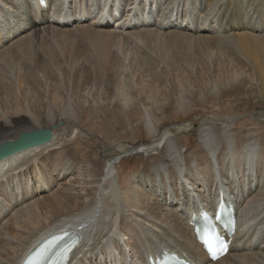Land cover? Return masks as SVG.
Segmentation results:
<instances>
[{
	"label": "bare ground",
	"instance_id": "obj_1",
	"mask_svg": "<svg viewBox=\"0 0 264 264\" xmlns=\"http://www.w3.org/2000/svg\"><path fill=\"white\" fill-rule=\"evenodd\" d=\"M43 1L45 6L41 5L40 0H0V143L16 139L23 131L54 126L53 136L49 143L25 149L0 160V211L9 212L11 201L16 198H20L19 206H22L25 200L23 190L28 186L23 184L20 178L21 175L28 174V172L23 173L20 169L29 161L34 179L39 184L38 187H41L46 180L49 182L50 179L51 183L58 184L59 181L57 182L51 176V172H59L57 178L61 176L60 172L62 171L66 178L70 176L64 181L67 187L65 189L69 194L61 202L62 208L56 212H50L49 222L46 224L43 223L41 215L34 209H30L28 205L14 211L15 218L19 217L22 220L20 222L23 223L24 228L23 226L22 228L25 230L24 238L20 243L23 254L19 253L18 255L17 250L9 247V250L12 249L15 254L10 260L11 264H20L26 254L43 238L64 229L70 234L79 233L81 235V242L76 244L71 251L68 264H148L149 256L153 259L155 256L161 257L163 250L176 253L195 264H264V126L249 129L243 135L234 128L237 125L235 122L220 120L219 125L202 124L199 132L202 146L199 145L194 151L180 153L181 164L188 170L189 176H184V180L181 181L182 188L179 198H176L174 191H167L171 194L168 203L155 194L159 188V191L163 193V198L167 193L166 182L162 177L160 181H157L155 174L161 176V172H164L162 168L166 167L165 174L168 175L170 184L183 179L181 172H176L173 169L171 158H176L179 149L186 146L180 139L167 137L166 131H163V127H158L157 121L149 111L148 113L144 111L146 113L145 121L153 141L160 146L158 148L159 155L149 156L147 162L140 167L139 173L128 182L127 193L121 192L120 186H116V183L120 185L119 175L113 177L112 169L114 164L126 154L140 150V146L105 147L104 154L107 157L104 159H108L106 164L100 162L102 159L100 161L88 159L87 153L82 149L78 150L81 154L77 153L73 147L70 148L74 143L72 141L63 142V145L60 144L61 146L56 150H48L49 147H52L51 145L56 144V134L62 129V126L61 129L60 125L57 126L60 120L55 111L59 110L60 114L68 118L72 126H75L77 108L86 98L81 94L83 87L79 88L80 82L76 81V84L79 85L74 88L68 82L62 84V81L60 85H65V88H62V91H65L63 94L59 89V82L56 84L55 79L52 80L48 76L51 69L56 66L57 62L55 61L58 56L64 53L62 43L70 36V29L65 26L74 25V29L83 36L84 41H90L89 44L97 42L96 45H101L104 42H109V44L111 42L113 45L112 41L118 44L119 32L131 35L136 41L146 44V46V38H150L153 46H147V48L151 51L154 49L158 53V57L164 59L162 61L167 65L172 64L173 61L160 48V44L164 42L158 38L163 34L162 30L174 29L176 36L181 39V37H192V34L183 33V31L202 36V33L205 32L204 26H210L214 28L212 36L217 38L216 44L223 42L231 44L232 47H235L239 58V60H233L229 55H224L225 61L235 63L234 71L229 74L228 82L241 81L246 76L247 67V75L251 80L256 81V89L260 91L261 96H264V0H149L150 8L147 11L140 7L141 0ZM151 2L154 7L159 4L164 6L165 13H157L156 17L165 15L168 19L165 18L166 22L162 20L160 24H155L158 31L155 30L154 35L149 37L148 32L147 36L145 33V35L140 33L147 31L146 29L150 26L148 20L155 17L156 10L160 9L158 7L152 10ZM108 3L116 5L117 9L121 10V14L118 19L111 16V19L116 20V25L106 28L101 19L104 7ZM142 3L144 4V2ZM190 4L199 8V18L202 19L201 24L193 30L189 26L191 22L188 20H193L196 15L191 11L187 12ZM169 8L170 13L167 16L166 10ZM173 8L184 10L183 19L174 20L177 19L179 13L175 12L177 15H173ZM131 10L134 12L133 15ZM82 18H84L83 21ZM42 26H45L43 27L44 31L48 30L47 33L54 38L56 43L54 47L58 49L56 52L51 50L50 53H47L46 60L40 57L41 55L36 50L37 47L34 49L36 40H42L38 35V28ZM19 32H26L28 35L22 36L23 38L19 40L17 38V43L13 47L7 45L6 47L5 41H8L10 37L13 38ZM153 37L155 39H152ZM134 38H132L133 41ZM172 38L176 39L177 37L173 36ZM48 41L50 40L46 42ZM136 45L138 44L136 43ZM107 47L104 51L108 49ZM103 48L105 47L101 48V52ZM119 49L123 59H127L126 50L129 49L124 50L120 47ZM135 53L131 52L129 56L131 66L144 70L146 74L154 66V60L147 54L137 55V51ZM92 54L90 52L89 55L94 58L95 53ZM99 54L100 63L101 58L103 63L112 55L108 50L105 54ZM95 58H97L96 55ZM95 58L94 60H96ZM21 59L27 61V65H22ZM241 61L244 66L236 64ZM87 63L86 65H88ZM117 64H115L116 67ZM193 64V60H188V65L193 66ZM86 65L82 64L78 68L80 70L87 69L89 65ZM149 73L147 72V74ZM18 76L20 80L16 82ZM68 78L71 80L70 77ZM94 78L91 79V82L94 80L95 83ZM67 79L65 78L64 81ZM82 80L84 81L85 78ZM82 80L80 79V81ZM84 84L81 83L80 86H84ZM178 85L180 88L184 87L182 80H178ZM101 87L103 89L100 92L96 91V96L87 88L86 93L87 96L89 95L88 99L92 100L91 102L110 103L111 99L115 98L120 105L129 108L138 102H136L137 97L133 95L131 88L126 84L118 82L114 87L111 86L112 88L108 86L104 89L102 85ZM84 89L86 88L84 87ZM234 91L237 93L236 90ZM180 95L182 96L181 107L186 112L189 106L188 98L184 92H181ZM234 96L237 97V94ZM139 100L138 103L144 105L146 99L140 97ZM123 111L131 126L132 117L127 116V110ZM233 111L234 109L231 108L230 112L233 113ZM65 128L62 130L63 132L67 131ZM212 141H214L217 152L210 151L208 153L206 147L210 146ZM137 144L144 146L142 148L147 154L148 151L153 150L149 147L150 142L143 144L139 141ZM192 167L198 170L193 172ZM177 174L179 175L177 176ZM62 180L64 178L60 183ZM104 182L109 183V186L106 187ZM186 187L190 188V191L185 189ZM147 188H152L153 192L146 193ZM170 188L173 189L172 186ZM15 192L17 193L15 194ZM205 192L207 195L204 194ZM220 192H223L226 199L235 205L237 231L227 253L212 262L206 257L201 245L196 242L189 223L193 216L199 217V204L211 209ZM173 200H176V205L180 206V210L170 204ZM4 203L5 205L9 204L5 206ZM26 240L28 241L26 242Z\"/></svg>",
	"mask_w": 264,
	"mask_h": 264
},
{
	"label": "rangeland",
	"instance_id": "obj_2",
	"mask_svg": "<svg viewBox=\"0 0 264 264\" xmlns=\"http://www.w3.org/2000/svg\"><path fill=\"white\" fill-rule=\"evenodd\" d=\"M162 6L163 5L159 4V6L154 7V4L153 3L151 4L152 10L158 7H160V9L156 10L155 17H152L150 18V20H148V24H150V26L148 27L149 29L147 28L146 29L147 31H142L140 33L141 35L145 33L146 35L145 34L144 35L147 36V32H148L149 37H152V35H154L155 33V30H157L155 24H160L162 20L166 22L165 18L168 19V17H166L165 15L163 17L162 16L156 17L157 13L159 14L165 13L164 6L163 7ZM140 7H142L143 9L145 8V10L147 11L150 8V4L145 2L143 4L142 2H140ZM170 8L166 10L167 16L170 13ZM177 10L176 8H173V13H174L173 15H175V12H178L179 14L182 13V16L179 15L178 17H176L177 19L174 20L183 19L184 10L180 8H177ZM190 11L194 15H196V18H194L193 20L192 19L188 20L191 22L189 26L193 30L197 28L199 24H201L202 19L199 18L200 17L199 8L190 4L187 8V12ZM118 18L119 16H115V19ZM171 18H175V17H171ZM115 21L116 20L111 19L110 22H104L103 26H106V28L114 26L116 25ZM45 26L38 28L39 29L38 35H40V37L42 38V40H40L41 42L38 41L37 39L36 42L34 43L35 45L34 49H36L37 47L36 50H38L37 51L38 54L41 55L40 57H42L44 60H46L48 55L47 53H50L51 50L53 52H56L58 50L57 47H54L56 46L55 40H53L54 38L51 37L49 33H47L48 30L44 31L43 27ZM65 27L70 29L69 31L70 36L68 35L69 36L68 39L72 42H70L67 39L64 43H62V45H64L63 47L64 53L59 55L60 58L58 56L57 61H55L57 62L56 66L53 65L54 67L51 69L52 71L49 72L48 76H50V79L52 78V80L55 79L54 81L56 82V84L59 82L58 86L61 91L62 88H65L64 87L65 85L63 86L62 84H66V82H68L69 85H73L74 88L78 87L79 84L81 85V83L82 84L85 83L84 86L79 85V88L83 87V93L81 92V94H83L84 97L86 98L81 104H79V107L77 108V119L75 126H72V124L70 123L71 121L68 120V118L63 117L60 114L61 112H59V110L55 111L58 119L60 120V123H58L57 126L60 125L59 128L62 126L61 127L62 129L60 128L61 130L56 134V141H55L56 144L51 145L53 148L49 147L48 150L51 149L56 150L58 147L63 145V142L66 141V143H69L72 141V143L73 142L74 143L73 145L70 146V148L73 147L75 151L77 150L76 151L77 153L79 152V154H81V152L78 150L82 149L87 153L88 159L90 158L93 159L94 161L95 160L100 161L102 159L100 162H104L106 164L108 159H104L107 157L106 154H104V152L106 151L105 147H113L115 145H122L127 148L135 145L140 146L141 147L140 150H136L137 152H133L132 154H126L124 157H122V159L119 162L114 164V167L112 169V175L113 177H117V174L119 175L120 185H117L116 183V186H120L121 192H126V193L128 192L129 190V186H127L128 182L131 181L133 176L139 173L140 167L147 162L149 156L159 155L158 148L160 146H158V144L153 141L152 134L151 132H149L147 123L145 121L146 113H148V111L152 113V115L154 116L155 121H157L158 127L161 126L164 129L163 131H166L167 137L177 138L183 141L186 147L182 146V148L179 149V154L180 153L182 154L184 152L194 151L195 148H197L199 145L202 146L201 143L202 140L199 136V132L202 124L204 123L219 125V123H221L220 120L235 122L237 123V125L234 128H236L238 132L242 133L243 135H245L246 131H248L249 129L252 128L255 129L258 126H264V96H261L262 94L260 93V91L256 89L257 88L256 81L251 80L249 78V76L247 75L248 70L246 67V71H245L246 76H244L241 81L237 82L236 80H233L231 82H228L229 74H231L234 71L233 65H235V63H233V61L230 62L225 61L224 55H229L230 57L233 58V60H239V58L235 52L236 50L235 47L234 46L232 47L231 44H226L225 42L221 44H216L217 38L212 36V34L214 33V28L210 26H204L205 32L202 33L203 34L202 36L196 35V33H191L189 31H183V33L192 34V37L189 38L181 37V39L179 38V36H176L177 34L174 33L176 32L174 31V29H166L165 31L162 30L163 34L160 31L162 35L159 36L158 38L164 40V42L160 44V48L163 52H165L168 55V57H171L170 59H172L173 62L170 65H167L166 63L164 64V62L162 61L164 59L158 57V53L155 52L154 49L153 51L155 53L151 51V49L147 48V46H153L150 38H146L147 39V46H146V44L136 41V39L131 35H126L124 34V32L120 34V32L118 31L120 38L118 40L119 46L118 44H116V42L113 41H112L113 45H111V42L110 44L109 42L107 43L104 42L101 45L100 44L96 45L97 42H95L96 44L93 42H91L92 44L91 43L89 44L90 41H84L83 36L79 35L80 33L74 29L75 28L74 25H69ZM151 31L152 33L149 34V32ZM25 35L28 34L26 32L17 33L13 38L10 37L8 41H5V46L7 45L13 47L17 43L16 39L18 38L19 40L20 38H23L22 36ZM77 35H79L78 38ZM173 36L177 38L176 39L172 38ZM32 37L34 39V36ZM76 38L77 40H74ZM132 38H134V41L132 40ZM45 39L50 41L46 42L47 40L45 41ZM152 39L155 38L153 37ZM136 43L138 44L136 45L138 48L135 46ZM42 45H45L46 47H43ZM86 45L87 47L89 45L91 47L89 46L87 48ZM94 45L97 46V49H95L96 46ZM102 47L105 48H103L102 49L103 51L101 52L100 50ZM106 47L108 48L107 49L108 52L112 54L110 57L113 59L109 58L107 60H104L105 62L104 64V62L102 63L103 61L102 58L100 59L101 63L98 59L100 58L99 53L105 54V52L107 51V50L104 51ZM119 47L124 50L126 48L129 49L126 50L127 59H123L122 57L123 55L121 54V50L119 49ZM89 48L91 49L94 48L92 50L95 51L92 52L91 49L88 50ZM41 50L42 52L44 51L45 54L44 52L42 53ZM89 51L91 52V54L93 53L92 55H94L95 53L97 58H95V55L94 58L99 63H96L97 61L94 60L93 56L89 55L90 54ZM136 51L138 52L137 55H141V54L143 55L144 53V55L147 54L151 59L154 60V66H152V69L147 71L148 73L151 71L150 72L151 75L150 73L147 74V72L145 74L144 70L142 71L140 69L141 70L140 71L138 67H135L136 68L135 69L133 65L131 66L129 61V56L131 55V52L135 53ZM87 56L88 57L90 56L91 58H88ZM190 59L194 61L193 66L188 65V60ZM113 61L115 64L118 63L117 67L113 63ZM84 62L86 63L88 62L87 63L88 65L91 62L92 63L91 65H89L90 68L88 67L87 69L80 70L78 66L82 64L86 65V63ZM20 63L22 65H27L28 62L25 61L24 59H21ZM102 64L104 65L102 66ZM236 64L239 66H244V63L242 61ZM61 65L63 68L61 67ZM96 66H98L97 69ZM60 75L62 77V80ZM63 75H65L66 77ZM68 77H70L71 80H69ZM104 77L106 78V80ZM65 78L66 79L68 78L67 79L68 81L67 80L64 81ZM76 78L77 80H75ZM82 78L83 79L85 78V80L83 81ZM93 78L96 80L95 81L96 84L93 82L94 80H92L91 82V79ZM80 79L82 81H80ZM179 79L182 80L184 84L183 88H180L178 85ZM19 80L20 79L18 76L16 82H18ZM76 81L80 83L76 84L77 83ZM118 82L122 84H126L128 87L131 88V92L135 97H137L136 102L137 101L140 102L139 100L140 97H144V100L146 99L145 101L143 100L144 105L137 102L135 106H131V108H129L128 106L125 107L122 106V104L120 105L118 100L112 97L111 100L113 102L112 101H110V103L99 102V104L95 102L93 103L91 102L92 101L91 99L90 100L88 99L89 95L87 96L86 93L87 88L90 89L92 91V94L96 96L97 92H100V90L103 89L101 85L104 86V89L108 88V86L112 88L114 87L115 83ZM60 83L62 84L60 85ZM214 83H216L217 85H215ZM85 85L88 86L86 87ZM84 87L86 89H84ZM141 90L144 91L142 92ZM234 90H236L237 93H235ZM63 92L65 93V91H62V93ZM181 92H184L185 96H187L188 98L187 104H189V106L187 107L186 112L183 111L180 104V99L182 97L180 95ZM236 94L237 97L234 96ZM231 108L234 109L233 113L230 112ZM123 110H127V116L129 115L130 118L132 117L131 120L133 122L131 126L128 124L127 118L124 116ZM144 111H146V113H144ZM62 122H64L65 124ZM64 125L67 127L65 128ZM64 128L67 131L63 132L62 130H64ZM60 132H62L61 133L62 136L60 135ZM139 141L143 142V144L150 142L151 145L149 147H151V149L153 148V150L151 152L148 151L147 154L146 152H144L142 148L144 146L137 144L139 143ZM215 149L216 146H214V141L211 142L210 146L206 147L208 153H210V151L217 152V150ZM44 152L46 153L47 150ZM179 154H176V156L178 155L176 158H171L172 159L171 165L176 172L178 171L181 172V177L183 179L176 180L175 182H173V184H170L168 181V175L165 174L166 167L162 168L164 172H161V176L155 174V178L157 181H160L162 177V179H164V182H166L165 185L166 192L174 191L176 198H179L181 194V188H182L181 181L184 180L185 178L184 176L186 175L189 176L188 170H186L181 164L182 163L180 160L181 154L180 155ZM20 170H22L21 172L23 173L28 172V174L21 175L20 178L21 182L27 185L28 187L27 189L23 190V192H25L24 193L25 200L22 206H19L21 202L20 198H16V200L11 201V204L9 206L10 208L9 212H5V210L0 211V264H7V263L11 264L10 260H12L15 254H13L12 249L9 250L10 248L17 250L18 255L19 253L20 255L23 254V251H21V246H20L22 244L20 243L21 240H23L24 238L23 233L25 229L23 230L24 228L23 223L21 224L20 222L22 220L19 219V217L15 218L14 211L22 207L25 208V206L28 205L30 209H34L36 212H38L41 215V219L43 220V223L46 224L49 222L48 219L50 212L53 211L56 212L57 210L62 208L61 202H63V200L69 194L68 191L65 189L67 187H66V182L64 181L70 176L66 178L63 171L60 172L61 176L59 178H57L59 172H51V176H53L54 179L57 180V182L59 181L58 184L55 182L51 183L50 181L51 179H50L49 182H47L46 180V182H44L41 185V187H38L39 184L38 182L35 181L34 176L31 172L30 161L25 163ZM197 170H198L197 168L192 167L193 172H196ZM178 175L179 174H177V176ZM195 175L198 176L197 174ZM63 178L64 180H62V182L60 183L61 179ZM261 180L262 178L260 179V181ZM104 183L106 184V187L109 186V183L106 182ZM170 185L173 187L172 190L170 188L171 187ZM107 189L109 190V187ZM185 189L190 191V188L188 187H186ZM159 190L156 191L155 194L157 196H160L162 200L167 201L168 203L169 195H171L170 192H167L168 194L167 193L164 194V198L166 199L165 200L162 196L163 193H161V191ZM130 192L132 193V191ZM145 192L146 193L153 192V189L147 188ZM16 193L17 192H15V194ZM204 194L207 195V192H205ZM8 204L9 203H7L5 206H7ZM170 204H172L173 207L178 208L180 210V206L176 205V200H173V202H170ZM8 233H10L11 235L10 236L7 235ZM13 235H15L16 237ZM14 237L15 239H17L16 241ZM28 240H26V242ZM18 245L20 246V248ZM2 259L5 260L3 261Z\"/></svg>",
	"mask_w": 264,
	"mask_h": 264
},
{
	"label": "water",
	"instance_id": "obj_3",
	"mask_svg": "<svg viewBox=\"0 0 264 264\" xmlns=\"http://www.w3.org/2000/svg\"><path fill=\"white\" fill-rule=\"evenodd\" d=\"M53 127L23 131L16 139L0 143V160L25 149L49 143L53 136Z\"/></svg>",
	"mask_w": 264,
	"mask_h": 264
}]
</instances>
